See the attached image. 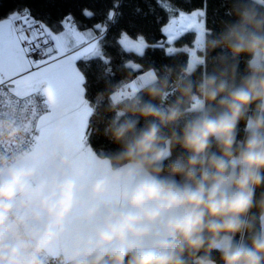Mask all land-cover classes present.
<instances>
[{
	"label": "clouds",
	"instance_id": "clouds-1",
	"mask_svg": "<svg viewBox=\"0 0 264 264\" xmlns=\"http://www.w3.org/2000/svg\"><path fill=\"white\" fill-rule=\"evenodd\" d=\"M225 15L186 64L97 93L82 143L7 98L0 264H264V0Z\"/></svg>",
	"mask_w": 264,
	"mask_h": 264
},
{
	"label": "snow or ice",
	"instance_id": "snow-or-ice-1",
	"mask_svg": "<svg viewBox=\"0 0 264 264\" xmlns=\"http://www.w3.org/2000/svg\"><path fill=\"white\" fill-rule=\"evenodd\" d=\"M58 0H47V3L55 7ZM156 6L162 9L168 16V21L160 31L166 37L163 42L149 44L144 35L137 32L135 36L129 34L128 29L137 27L138 18L154 13L155 8L147 3L148 13H144L136 0H108L106 6L99 11H91L88 7L80 9L81 15L86 18H93L100 14L103 16L101 22L96 23L92 29L80 32L72 13L62 16L59 23L63 25L64 31L59 35H53L47 21L37 19L33 15L29 5H23L19 10L13 11L7 16L0 18V97L4 95L5 86H15V94L21 97H28L31 93L50 89L55 94V103L51 106L52 112H60L70 116L73 120V129L70 136L78 138L83 142L82 130L86 124L88 105L81 99L82 89L80 87L83 77L73 68V61L76 59H100L107 69V57L103 50L102 42L109 30V27H119V35L116 40L122 52L135 53L143 57L148 48H163L165 43L172 44L182 37L186 32H203V25L200 20L205 15L204 11L196 10L191 14L185 13L176 8L171 0H155ZM131 9L126 12L125 9ZM199 18V19H198ZM159 21V17L156 18ZM49 40H55L58 53L56 59L51 63L45 60L33 61L28 58L29 51L39 49L42 54L52 57L53 49L42 48ZM199 40L196 42L198 47ZM168 54L176 51H188L184 49L168 48ZM70 54V55H69ZM193 56L195 53L192 54ZM62 57V58H60ZM131 69L139 68V65L129 63ZM38 75H34L32 70ZM31 77L25 90L21 89L24 76ZM27 103H32L29 99Z\"/></svg>",
	"mask_w": 264,
	"mask_h": 264
},
{
	"label": "trees",
	"instance_id": "trees-1",
	"mask_svg": "<svg viewBox=\"0 0 264 264\" xmlns=\"http://www.w3.org/2000/svg\"><path fill=\"white\" fill-rule=\"evenodd\" d=\"M144 13H148L147 3H150L155 8L154 13H149L146 18L141 17L137 20V27L135 29L129 28V34L135 36L137 32L144 35L149 44L156 42H163L166 37L161 33L160 28L168 21L167 14L156 6L155 0H136ZM232 0H171V3L183 12H191L195 9L204 10V27L208 30L219 31L221 28V21L228 19L225 12L231 7ZM108 0H58L55 7L50 6L47 0H0V18H3L13 11L19 10L23 5H29L32 9L33 15L37 19L47 21L50 30L54 33L62 31L63 25L59 23L62 16L67 13H72L76 27L79 30L92 29L93 26L103 20L100 14L95 15L89 19L81 15L80 9L88 7L91 11L102 10ZM126 12L131 9L126 8ZM159 17V21H157ZM119 35V27H109L102 42L103 50L106 53L108 60L107 69L105 64L96 58L91 59H77L76 65L83 74V91L84 98L89 103L93 101L97 93L104 91L109 84H115L121 80L130 79L142 76L149 68H161L163 65H183L189 60L188 51H176L168 54L165 43L163 48H148L145 50L143 57L137 56L135 53H126L120 50L116 40ZM195 32H186L182 37L170 44L175 49H184L193 44ZM220 51V50H217ZM139 65L137 69L128 67L129 63ZM243 68V64H241ZM196 75H199V70ZM92 127L103 128V125H96L94 120L87 121L85 136H88ZM93 149L114 147L110 145L107 139L102 134H92L88 137V141Z\"/></svg>",
	"mask_w": 264,
	"mask_h": 264
},
{
	"label": "built area",
	"instance_id": "built-area-1",
	"mask_svg": "<svg viewBox=\"0 0 264 264\" xmlns=\"http://www.w3.org/2000/svg\"><path fill=\"white\" fill-rule=\"evenodd\" d=\"M41 47L53 49L52 57L57 54L55 52V49L57 47V42L55 40H49L46 45H41ZM28 58L33 61H40L41 63H43L45 60L50 59L47 55L42 54L39 49H37L36 51H29ZM13 92H15V90L12 86H8V85L5 86L4 95L0 97V112H2L3 109L7 106V102H8L7 98L10 97L11 102L13 103L20 102L22 99L23 102L35 108L37 111V114L40 115L41 120L48 113V111H43V109L49 110V105H48V100L46 97L45 89L37 91L35 93H31L30 96L28 97H21L18 95H13ZM29 99L32 101V103L30 104L27 103Z\"/></svg>",
	"mask_w": 264,
	"mask_h": 264
},
{
	"label": "crops",
	"instance_id": "crops-1",
	"mask_svg": "<svg viewBox=\"0 0 264 264\" xmlns=\"http://www.w3.org/2000/svg\"><path fill=\"white\" fill-rule=\"evenodd\" d=\"M76 29H77V31H80V32H84V31H87V30H88V29H86V30H79L77 27H76ZM63 31H64V29H63L62 31L58 32V33H54V32H53V34H54V36H55V35H59V34L62 33ZM69 55H70V54H69ZM57 57H58V53H57L55 56H53L51 59H49L48 61L51 63V60H52V59H56ZM60 58H62V57H60ZM76 60H77V59H76ZM76 60L73 61L72 66H73V68H74V69H75V70H76V71H77V72L83 77L82 72L80 71V69H79V68L77 67V65H76ZM132 64H135V63H132ZM32 72H33L34 75H38V73H36L35 70H32ZM83 79H84V78H83ZM29 83H31V77L25 75V76H24V80H23V85H22L21 89H19V90H25L26 86H27ZM12 87L14 88L15 91L17 90V89L15 88L14 85H13ZM80 87H81V89H82V92H81V99H82L83 101H85V102L87 103V105H88V102H87V101L85 100V98H84L83 82L81 83ZM44 89H45V93H46V97H47L48 105H49V111H50V110H51V106H52V104H54V103H55V100H56V98H55V94L52 93L50 89H47V88H44ZM47 115H48V113L42 118L41 122H43V121L46 119ZM87 121H88V119L86 120V124H87ZM82 133H83V135L85 136V133H86V127L83 128Z\"/></svg>",
	"mask_w": 264,
	"mask_h": 264
},
{
	"label": "rangeland",
	"instance_id": "rangeland-1",
	"mask_svg": "<svg viewBox=\"0 0 264 264\" xmlns=\"http://www.w3.org/2000/svg\"><path fill=\"white\" fill-rule=\"evenodd\" d=\"M196 10H202V11H204L203 9H195V10H192L191 12H185V13H188V14H191V13H193L194 11H196ZM199 19V18H198ZM200 22H201V24L203 25V31L205 30V27H204V16H203V18L200 20ZM167 23V22H166ZM165 23V24H166ZM194 32H195V38H194V41H193V44L191 45V46H189V47H187V49H188V54H189V58H190V56L193 54V53H195V54H198V48H197V45H196V42L199 40V37H200V32L199 31H196V30H193ZM169 47H171V48H173L171 45H168L167 46V50H168V48ZM130 63H132V62H130ZM143 75V74H142Z\"/></svg>",
	"mask_w": 264,
	"mask_h": 264
},
{
	"label": "water",
	"instance_id": "water-1",
	"mask_svg": "<svg viewBox=\"0 0 264 264\" xmlns=\"http://www.w3.org/2000/svg\"><path fill=\"white\" fill-rule=\"evenodd\" d=\"M136 79V78H135Z\"/></svg>",
	"mask_w": 264,
	"mask_h": 264
}]
</instances>
